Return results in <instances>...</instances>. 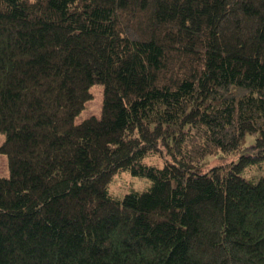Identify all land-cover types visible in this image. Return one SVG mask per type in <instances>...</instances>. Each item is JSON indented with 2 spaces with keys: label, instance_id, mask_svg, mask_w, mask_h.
<instances>
[{
  "label": "trees",
  "instance_id": "trees-1",
  "mask_svg": "<svg viewBox=\"0 0 264 264\" xmlns=\"http://www.w3.org/2000/svg\"><path fill=\"white\" fill-rule=\"evenodd\" d=\"M0 133V264H264V0H0Z\"/></svg>",
  "mask_w": 264,
  "mask_h": 264
},
{
  "label": "rangeland",
  "instance_id": "rangeland-1",
  "mask_svg": "<svg viewBox=\"0 0 264 264\" xmlns=\"http://www.w3.org/2000/svg\"><path fill=\"white\" fill-rule=\"evenodd\" d=\"M102 85L101 84H94L91 87V92L93 93V99L90 101H87L85 103L84 109L81 111L79 115L76 116L75 120L76 122L81 121L83 118L94 114L99 115L101 111V102H102ZM251 137V136H249ZM252 138V137H251ZM4 140V134L0 133V144ZM154 157L153 155H148L144 158L146 162H151V158ZM161 161L158 162V164L161 166L163 165L164 161L161 157H159ZM261 161L264 163V157H261ZM219 162L218 158H214L211 161V164ZM252 170L257 174L260 175L264 173V164L263 168L261 170H257L256 166H253ZM9 174L8 169V160L5 153L0 152V175L7 176ZM114 182L112 186L110 187L111 191L121 195L127 192V190L124 191V187L127 186L131 189H143L144 187L148 186L150 181L141 176L132 175L126 171L117 172L113 175ZM130 190V189H129ZM128 190V191H129Z\"/></svg>",
  "mask_w": 264,
  "mask_h": 264
}]
</instances>
